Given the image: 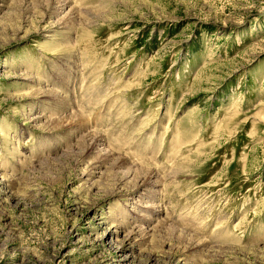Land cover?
<instances>
[{
  "label": "rangeland",
  "instance_id": "rangeland-1",
  "mask_svg": "<svg viewBox=\"0 0 264 264\" xmlns=\"http://www.w3.org/2000/svg\"><path fill=\"white\" fill-rule=\"evenodd\" d=\"M0 264H264V0H0Z\"/></svg>",
  "mask_w": 264,
  "mask_h": 264
},
{
  "label": "bare ground",
  "instance_id": "bare-ground-1",
  "mask_svg": "<svg viewBox=\"0 0 264 264\" xmlns=\"http://www.w3.org/2000/svg\"><path fill=\"white\" fill-rule=\"evenodd\" d=\"M68 3V2H67ZM61 4V3H60ZM64 3H62L63 6ZM61 6V5H60ZM71 47V46H70ZM36 119V118H35ZM84 137V145L87 147V149H93V148H98L99 152L105 156L106 158H108L109 160L112 161L113 166H115L116 168H121L122 166H125L126 161L124 156H116L112 153H110L109 151H106L104 149H102L100 147L101 145V138H99L98 135L94 134V133H87L85 134ZM104 158V157H103ZM130 164V163H129ZM128 165V164H127ZM153 168V167H152ZM151 169V168H150ZM139 166H128L126 172L128 173H135L137 176L142 177L141 179H146L148 180L149 178H151L153 176V171ZM136 232V231H135ZM182 235V234H181ZM186 235V234H185ZM187 236V235H186ZM194 240V239H193Z\"/></svg>",
  "mask_w": 264,
  "mask_h": 264
}]
</instances>
